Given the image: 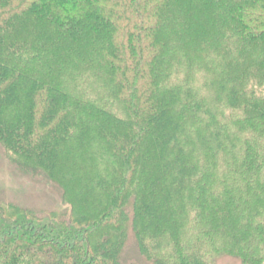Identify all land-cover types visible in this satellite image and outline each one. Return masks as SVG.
Here are the masks:
<instances>
[{
  "label": "trees",
  "instance_id": "16d2710c",
  "mask_svg": "<svg viewBox=\"0 0 264 264\" xmlns=\"http://www.w3.org/2000/svg\"><path fill=\"white\" fill-rule=\"evenodd\" d=\"M0 151V264H264V0H0Z\"/></svg>",
  "mask_w": 264,
  "mask_h": 264
},
{
  "label": "rangeland",
  "instance_id": "374dc122",
  "mask_svg": "<svg viewBox=\"0 0 264 264\" xmlns=\"http://www.w3.org/2000/svg\"><path fill=\"white\" fill-rule=\"evenodd\" d=\"M0 199L11 201L28 209L45 211L62 209L56 190L49 188L45 183L31 179L12 169L4 161L0 151ZM209 264H242L234 255H217Z\"/></svg>",
  "mask_w": 264,
  "mask_h": 264
}]
</instances>
